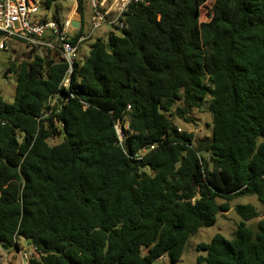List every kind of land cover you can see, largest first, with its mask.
Segmentation results:
<instances>
[{
	"label": "trees",
	"instance_id": "obj_1",
	"mask_svg": "<svg viewBox=\"0 0 264 264\" xmlns=\"http://www.w3.org/2000/svg\"><path fill=\"white\" fill-rule=\"evenodd\" d=\"M65 1L44 3L60 12ZM207 1L130 5L122 35L95 41L68 89L56 52L8 61L5 76L16 78L13 104L0 93L8 253L24 239L36 249L30 264L177 263L233 200L256 196L264 205V0H215L202 22ZM77 3L85 36L90 4ZM204 107L210 138L197 141L171 120L175 108L184 118ZM118 121L129 126L122 146ZM235 210L243 221L234 238L199 244L197 264H264V215L255 231L246 222L260 217L257 208Z\"/></svg>",
	"mask_w": 264,
	"mask_h": 264
},
{
	"label": "built area",
	"instance_id": "obj_2",
	"mask_svg": "<svg viewBox=\"0 0 264 264\" xmlns=\"http://www.w3.org/2000/svg\"><path fill=\"white\" fill-rule=\"evenodd\" d=\"M72 1H74V13L70 17L62 21H49L46 18H40L35 0H0V33L3 35L0 38V50H10L7 42L12 40L26 46L29 58L36 55L43 56L48 51L58 53L59 60L68 66L61 82V88L65 89H68L71 84V76L76 68L77 53L81 44L90 40L93 32L104 25L125 28V13L130 5L145 3V0H89L92 30L89 36H79L81 20L78 14V3L77 0ZM75 15L79 19H76ZM75 22H79V27L74 26ZM56 104H58V94L52 95L49 100L50 106L53 107ZM48 115L44 114L43 117L46 118ZM128 129L127 122L123 124L118 121L115 125L120 146L126 139L125 131ZM155 149V146L144 148L137 157L143 158ZM27 247L18 249L20 264H30L31 259L36 256V249L30 245ZM0 249H2L0 264H8L7 251L2 245Z\"/></svg>",
	"mask_w": 264,
	"mask_h": 264
},
{
	"label": "rangeland",
	"instance_id": "obj_3",
	"mask_svg": "<svg viewBox=\"0 0 264 264\" xmlns=\"http://www.w3.org/2000/svg\"><path fill=\"white\" fill-rule=\"evenodd\" d=\"M39 8L40 18H46L49 21H62L70 17L74 13V1L68 0L62 3L63 9L58 12L57 6L53 5L50 9H47L44 3V0H35ZM215 5V0H208L202 7L201 21L207 22L210 20V14ZM76 19H79L75 15ZM77 21V20H76ZM91 24L87 27L85 31V36H89L91 32ZM111 33L117 35H122V29L118 26L104 25L103 27L95 30L93 36L90 40L81 44L80 50L77 53V61L82 65L85 59L88 57L90 48L92 44L98 39H103L107 41L108 36ZM7 45L10 47V50L1 51L0 50V93L4 97V100L7 103L13 104L15 99L16 92V78L14 76H5V71L8 67V61L14 57L19 58H29V52L26 50V46L9 40ZM23 55V57H22ZM182 103L179 102L176 104V107L181 106ZM174 116L171 117V120L180 128V132H187L193 134L197 141L210 138L212 135V115L209 112L207 107L202 109H194L190 111L189 114L185 117L177 115L176 108L174 109ZM121 132V129H120ZM63 141V136L60 135L58 138L50 140V145H57ZM239 204H252L254 205L260 213V217L246 222L249 227L258 231V223L264 215V205L258 200L256 196H245L236 198L231 202V211L219 215L217 218L216 224L208 228L200 229L196 234L190 237L185 252L182 259L174 263L167 256L156 261L154 264H197V259L199 256L204 253L197 251V246L201 243H210L214 236L221 234L227 239H233L234 234L241 224L243 219L237 214L235 207ZM28 243L26 240L22 239L20 242L21 249L27 247ZM28 248V247H27ZM2 249H0V256L2 255ZM8 253V252H7ZM146 253V252H145ZM7 262L11 264H20L18 254L15 251L9 252ZM1 260V259H0Z\"/></svg>",
	"mask_w": 264,
	"mask_h": 264
},
{
	"label": "water",
	"instance_id": "obj_4",
	"mask_svg": "<svg viewBox=\"0 0 264 264\" xmlns=\"http://www.w3.org/2000/svg\"><path fill=\"white\" fill-rule=\"evenodd\" d=\"M74 26L79 27V22H75Z\"/></svg>",
	"mask_w": 264,
	"mask_h": 264
}]
</instances>
